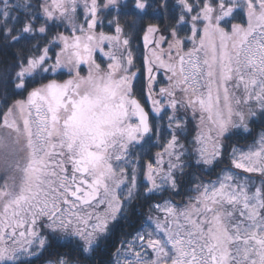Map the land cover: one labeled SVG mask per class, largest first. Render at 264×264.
<instances>
[{
  "label": "snow or ice",
  "instance_id": "obj_1",
  "mask_svg": "<svg viewBox=\"0 0 264 264\" xmlns=\"http://www.w3.org/2000/svg\"><path fill=\"white\" fill-rule=\"evenodd\" d=\"M0 264H264V0H0Z\"/></svg>",
  "mask_w": 264,
  "mask_h": 264
}]
</instances>
